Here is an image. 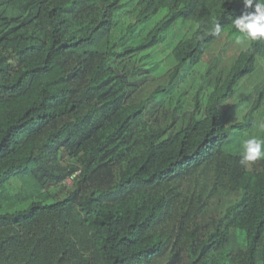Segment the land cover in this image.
I'll use <instances>...</instances> for the list:
<instances>
[{
	"label": "trees",
	"instance_id": "obj_1",
	"mask_svg": "<svg viewBox=\"0 0 264 264\" xmlns=\"http://www.w3.org/2000/svg\"><path fill=\"white\" fill-rule=\"evenodd\" d=\"M251 10L0 0V264H264V159L243 167L232 149L264 90L243 121L223 108L262 71L264 40H243L216 71L212 62L186 113L194 71L223 37L222 48L237 42L231 21ZM162 43L175 61L167 83L137 99Z\"/></svg>",
	"mask_w": 264,
	"mask_h": 264
},
{
	"label": "rangeland",
	"instance_id": "obj_2",
	"mask_svg": "<svg viewBox=\"0 0 264 264\" xmlns=\"http://www.w3.org/2000/svg\"><path fill=\"white\" fill-rule=\"evenodd\" d=\"M130 7L127 9H123L119 12V15L117 17V23L115 26V34L118 38L117 41L120 42L124 34L127 32V27L132 21V13L129 12ZM227 41L225 37H223L221 40H219L216 44L212 45V47L208 50L204 58L202 59L200 65L196 68L194 71V81L191 83V87L187 86L189 90V97L190 100H187L188 108L186 110V113H189L194 109V104L191 99L193 96L194 91L197 89V86L194 85L195 83H198L200 81L201 75H206L208 73L207 69L211 65L212 62L217 63V67L214 69L216 71L219 67H223L225 65H230L233 63L234 59L238 56V54L242 50V46L235 42L232 45H229L228 47H223V44ZM124 45L129 43V40L127 39L125 42L122 41ZM123 45V46H124ZM156 58L159 60L160 65L155 69V71H147L146 75L147 78L145 81H143L140 86L137 88V90L134 93V97L137 99L140 98H147L152 91H154L159 85H164L167 83L168 76L170 71L173 69L175 61L174 57L171 53V48H166L164 43L160 44L155 52ZM154 56V54H153ZM262 62V68L261 72L259 74H252L249 76H246L241 83L237 86L235 93L232 97L227 100L226 103L223 104V108H226L227 106H232V120L239 122L243 121V116L248 109L247 106L250 104V101L252 99V102L255 99L254 92L256 91H263L264 90V76L260 75L262 72H264V61ZM147 67V66H145ZM192 76V75H191ZM190 77V76H189ZM207 93V89L200 92V95ZM253 95V96H252ZM251 102V103H252ZM230 110V107H229ZM185 116V114H184ZM253 125L251 128L246 129L245 131L239 133L235 139V141L232 144V149L236 152L241 153L242 152V141L250 136H261L264 137V129L259 128V124L261 122H264V98L261 101L260 107L254 112L253 114ZM180 120H178L176 127L178 125ZM68 183H71V180H68ZM11 193V194H10ZM8 195H4V201L6 203H12L14 202L11 200V196L13 195L12 192H10Z\"/></svg>",
	"mask_w": 264,
	"mask_h": 264
},
{
	"label": "clouds",
	"instance_id": "obj_3",
	"mask_svg": "<svg viewBox=\"0 0 264 264\" xmlns=\"http://www.w3.org/2000/svg\"><path fill=\"white\" fill-rule=\"evenodd\" d=\"M243 3L246 8L252 10L243 12L231 21L238 33L237 42L264 40V0H243ZM213 31L215 34L221 32V25L218 22L214 25ZM259 128L264 129V122L259 124ZM241 147L239 161L241 166L249 167L256 161L264 159V137L250 136L242 141Z\"/></svg>",
	"mask_w": 264,
	"mask_h": 264
}]
</instances>
